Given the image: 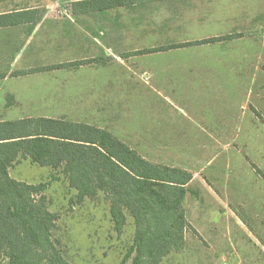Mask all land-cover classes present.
Here are the masks:
<instances>
[{
    "label": "rangeland",
    "instance_id": "rangeland-1",
    "mask_svg": "<svg viewBox=\"0 0 264 264\" xmlns=\"http://www.w3.org/2000/svg\"><path fill=\"white\" fill-rule=\"evenodd\" d=\"M74 1L0 0V12L30 9L41 19L25 45L0 31V74L39 70L21 76V87L34 92L31 104L0 119L86 122L152 162L190 171L185 242L161 264H264V123L256 113L264 118V0H191L95 16L74 13ZM226 28L250 36L225 47L135 53ZM206 55L217 63L198 69ZM92 58L108 59L49 69ZM198 73L214 74L215 87ZM11 176L49 183L50 209L59 214L55 235L72 264L123 262L135 235L131 215L118 237L102 193L76 204L63 173L29 160L19 159Z\"/></svg>",
    "mask_w": 264,
    "mask_h": 264
},
{
    "label": "trees",
    "instance_id": "trees-1",
    "mask_svg": "<svg viewBox=\"0 0 264 264\" xmlns=\"http://www.w3.org/2000/svg\"><path fill=\"white\" fill-rule=\"evenodd\" d=\"M182 1L75 0L73 11L95 16L151 4L155 8H176ZM27 13L0 14V28L21 20L34 21V14ZM241 36L242 33H234L194 39L135 53H156ZM99 59L63 63L49 69H75L87 63L106 65L108 58ZM36 71L39 70L31 72ZM3 76L0 74V78ZM19 156L63 173L76 191V204L95 200L102 193L118 237L124 233L128 214L133 217V244L121 264H127L129 259L128 264H161L183 247L189 226L184 200L193 178L190 171L148 160L107 128L67 117H27L0 121V264H72L55 235L59 214L50 209L45 192L49 183H29L10 174Z\"/></svg>",
    "mask_w": 264,
    "mask_h": 264
},
{
    "label": "crops",
    "instance_id": "crops-1",
    "mask_svg": "<svg viewBox=\"0 0 264 264\" xmlns=\"http://www.w3.org/2000/svg\"><path fill=\"white\" fill-rule=\"evenodd\" d=\"M190 1L191 0H184V1H182V3H184V2L187 3ZM162 7H164V6H162ZM110 11H112V10H110ZM21 12H23V13L29 12L26 15L32 14L31 16H33V14H34L35 20L34 21H27V20L23 21V20H21V21H18L17 23H14L13 25L1 27L0 31L4 30V31H8V32H13L15 34V40L20 41L21 42L20 45H25L26 43H31V41H33L34 36L40 27L39 24L41 23V19L36 17V16H38V13L37 12L35 13L34 10H30V9H15V10L0 12V14H2V13H21ZM108 12L109 11H107L103 14H107ZM103 14H101V15H103ZM84 15H88V14H84ZM238 33H241V32H238ZM22 34H24V36ZM226 34H234L233 29L232 28H226L223 31H220V32L216 31L213 34H208L205 37L197 38V39H203V38H208V37H213V36H221V35H226ZM249 36H250V34L244 33L243 36L237 37V38H234V39L228 40V41H219V42H215V43H205V44H201V45L184 47V48H177V49H185V48H192V47H197V48H202V49H207V48H211V47H222V46L225 47L228 44L234 42V40L241 39L244 37H249ZM171 50H176V49H170L168 51H171ZM162 52H167V51H162ZM156 53H161V52H156ZM156 53H147V54H142V55H151V54H156ZM208 56L209 55L203 56V58L202 57L198 58L199 61L197 60L195 62V64L199 65L198 69H203L202 66H211L212 64L214 65L217 63L215 60H211L210 57H208ZM222 64H225V62H223ZM34 73H38V72H32V73L31 72H27V73H25V72L24 73H16V72L6 73V72H4V76L0 78V113L15 112V111H17V109H16L17 107H22V105L28 106V104H31V102L28 100V98H31V96H32L31 93H34V92L28 91L29 88L25 89V88L21 87V83H22L21 82L22 81L21 76L28 75V74H34ZM203 73L197 74L198 75L197 77L199 80L209 82V83L203 84V85L215 87V82H216V80H218V78L216 76H213L214 74H209V73L203 74ZM9 76H11V78H9ZM28 93H30V94H28ZM35 95H37V94H35ZM213 97H210V102L212 104H218V101L214 100ZM201 103H202V105L199 107L203 106L204 98H202ZM256 113H257V116L260 117V119H262V122L264 123V118L261 115V113L259 111L258 112L256 111ZM27 117H48V116H27ZM27 117H19V118H13V119H9V118L3 119L2 118V119H0V121L17 120V119H22V118H27ZM51 118H55V117H51ZM19 159L31 161V158H29V157L19 156ZM43 167H49V166H43ZM10 174H11V169H10Z\"/></svg>",
    "mask_w": 264,
    "mask_h": 264
}]
</instances>
